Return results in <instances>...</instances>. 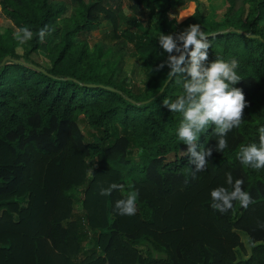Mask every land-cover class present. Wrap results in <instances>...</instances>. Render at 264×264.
Here are the masks:
<instances>
[{"label": "trees", "instance_id": "1", "mask_svg": "<svg viewBox=\"0 0 264 264\" xmlns=\"http://www.w3.org/2000/svg\"><path fill=\"white\" fill-rule=\"evenodd\" d=\"M129 1L132 28L119 37L123 0H0L9 22L0 31V264H264V169L238 158L264 126V0H227L222 16L190 0L181 20L184 10L172 14L171 4ZM101 20L112 37L130 40L128 76L102 46L78 38ZM193 23L211 45L206 63L239 61L234 86L248 102L222 152L214 126L199 135L197 151H213L195 177L177 136L182 114L164 105L183 94V77L157 68L168 55L160 33ZM22 27L33 32L24 44L15 38ZM229 174L252 203L234 201L222 214L210 193L231 190ZM112 184L122 190L100 194ZM133 191L135 215H120L116 201Z\"/></svg>", "mask_w": 264, "mask_h": 264}, {"label": "clouds", "instance_id": "2", "mask_svg": "<svg viewBox=\"0 0 264 264\" xmlns=\"http://www.w3.org/2000/svg\"><path fill=\"white\" fill-rule=\"evenodd\" d=\"M47 26L39 30V39L44 40L48 34ZM15 38L24 44L33 38V32L22 27L15 33ZM160 48L167 53L166 61L157 66L163 68L165 64L170 71L168 77L180 75L183 77V94L174 101H164V105L171 111L182 114V120L177 130L180 141L187 145L190 163L195 165V173L205 169L211 157L212 148H200L197 151L199 135L209 126H214V133L219 137L215 150L222 152L228 145L225 139L227 133L241 125L243 112L247 106L244 92L234 85L241 77L237 73L239 61L235 58L225 60L217 57L210 63L208 50L211 45L207 34L198 23L190 24L183 31L173 34L160 33L158 37ZM179 82V81H178ZM259 142L241 146L238 158L240 162L253 169H264V126L258 129ZM226 183L231 190L220 186L211 190L214 210L226 213L233 208V202L247 208L252 203L251 194L243 190V180L227 176ZM122 185L112 184L108 189H101V195H110L112 190L121 189ZM138 191L129 192L124 198L115 203L120 215H135L137 211Z\"/></svg>", "mask_w": 264, "mask_h": 264}, {"label": "rangeland", "instance_id": "3", "mask_svg": "<svg viewBox=\"0 0 264 264\" xmlns=\"http://www.w3.org/2000/svg\"><path fill=\"white\" fill-rule=\"evenodd\" d=\"M157 4L160 2H164V4H171L170 12L174 14V12L183 9L184 11L179 15L178 20H181V18L187 14L185 8L189 6L190 0H151ZM200 4L201 9H206L208 11V15H216V16H222L227 7H228V1L227 0H197ZM129 0H123V11L126 16V19L121 24L120 28V36H122V32L125 30H131L132 26L130 23L127 22V19L132 16V11L128 7ZM76 3L72 2L70 4V13L74 11ZM9 25V22L6 19H3L0 17V31H3L7 26ZM111 23L107 20H101L99 21L89 32H85L84 34L80 35L78 38L80 39H86L91 46V48L94 47V45H100L103 47L104 51H107V54L105 55L106 59H110L112 62H118L122 64V73L126 74L127 76L130 74V70L133 66L135 57L132 55V52L130 50V40L128 37L125 39L122 38H114L110 35L111 32ZM121 39V40H120ZM17 52H20L21 50L19 48L16 49ZM41 59V58H40ZM141 79H142V71H139L138 75L136 76V80L139 85H141ZM79 126L81 130L86 134L87 138L90 136L89 128L84 123L82 119L79 120ZM171 156H169L170 158ZM241 239L243 242L246 243V237L244 235H241Z\"/></svg>", "mask_w": 264, "mask_h": 264}, {"label": "water", "instance_id": "4", "mask_svg": "<svg viewBox=\"0 0 264 264\" xmlns=\"http://www.w3.org/2000/svg\"><path fill=\"white\" fill-rule=\"evenodd\" d=\"M9 58H10V56H9V55H6V56L2 59L1 64H2L5 60H7V59H9ZM25 64L30 65V66H33V67H35V68L41 70V68L35 66V65L32 64V63H27V62H25ZM87 85H89V86H100V87H104V88H106V89H110V90H114V91H118V92H120L119 90H116L114 87H111V86H104V85H102V84L88 83ZM161 90H162V89H161ZM161 90H160V91H161ZM144 102H145V101H144ZM142 103H143V102H142Z\"/></svg>", "mask_w": 264, "mask_h": 264}]
</instances>
